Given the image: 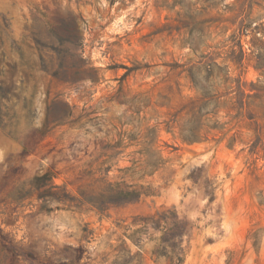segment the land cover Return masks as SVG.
I'll return each mask as SVG.
<instances>
[{
	"label": "rangeland",
	"instance_id": "374dc122",
	"mask_svg": "<svg viewBox=\"0 0 264 264\" xmlns=\"http://www.w3.org/2000/svg\"><path fill=\"white\" fill-rule=\"evenodd\" d=\"M0 264H264V0H0Z\"/></svg>",
	"mask_w": 264,
	"mask_h": 264
},
{
	"label": "trees",
	"instance_id": "16d2710c",
	"mask_svg": "<svg viewBox=\"0 0 264 264\" xmlns=\"http://www.w3.org/2000/svg\"><path fill=\"white\" fill-rule=\"evenodd\" d=\"M43 177H47V179L50 180L53 177V175L50 173H46Z\"/></svg>",
	"mask_w": 264,
	"mask_h": 264
}]
</instances>
